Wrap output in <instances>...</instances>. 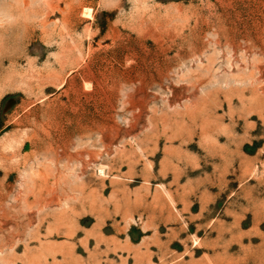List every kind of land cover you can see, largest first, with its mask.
Returning a JSON list of instances; mask_svg holds the SVG:
<instances>
[{
    "label": "rangeland",
    "instance_id": "374dc122",
    "mask_svg": "<svg viewBox=\"0 0 264 264\" xmlns=\"http://www.w3.org/2000/svg\"><path fill=\"white\" fill-rule=\"evenodd\" d=\"M0 264H264V0H0Z\"/></svg>",
    "mask_w": 264,
    "mask_h": 264
}]
</instances>
